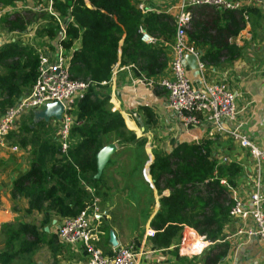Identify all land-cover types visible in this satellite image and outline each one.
Instances as JSON below:
<instances>
[{"label":"trees","instance_id":"16d2710c","mask_svg":"<svg viewBox=\"0 0 264 264\" xmlns=\"http://www.w3.org/2000/svg\"><path fill=\"white\" fill-rule=\"evenodd\" d=\"M136 4V0H50L51 10L63 23L64 38L58 44L69 51V77L88 85L76 103L70 129L77 141L64 154L58 145L32 128L44 124L42 120L28 124L32 120L29 117L24 122L27 124L7 134V139L9 134L16 136L19 146L30 155L28 169L12 180L10 197L23 198L24 214H40V219L38 224L26 221L1 225L0 264L33 252L41 243L49 248L56 246L55 235L46 234L43 227L56 217H75L93 197L100 196L98 191L105 169L96 176L95 160L105 145L115 142L133 151L136 167L132 171L141 172L146 160L142 148L144 138L135 137L125 128L121 115L109 110L108 84H100L108 81L115 64L130 65L133 74L145 80L160 74L166 66L168 57L162 47L143 43L140 33L144 31L171 44L173 18L164 13L144 16ZM249 9L220 11L214 7H197L190 10L185 36L200 52L204 65L216 66L221 60L236 56V46L228 40L241 30ZM34 16V12L25 11L4 17L2 23L6 30L20 32L33 22ZM45 19L48 22L41 25V31L54 37L59 30L58 20L52 16ZM37 65V54L30 46L14 41L0 47V115L23 89L30 88ZM153 88L158 93L159 87ZM138 110L144 119V129L155 124L149 107L140 106ZM151 153L148 174L153 189L147 190L151 197L149 214L154 205L153 194L158 196L157 209L148 222L154 230L152 242L167 247L181 228L189 227L210 244L193 259L200 264H217L228 248L223 240L222 224L229 220L232 204L220 180L224 178L227 185H233L240 167L234 163L217 165L210 156L208 141L180 143L166 155L154 150ZM164 190L168 191L166 196L161 195ZM109 249L106 254H112Z\"/></svg>","mask_w":264,"mask_h":264},{"label":"crops","instance_id":"0c3cea01","mask_svg":"<svg viewBox=\"0 0 264 264\" xmlns=\"http://www.w3.org/2000/svg\"><path fill=\"white\" fill-rule=\"evenodd\" d=\"M136 1L142 5L144 16L148 13H164L173 16L177 4V0ZM49 4L47 0H10V2L0 0V47L7 42L16 41L21 46H30L36 54L42 52L53 56L57 51L58 41L64 38V34L63 23L59 21L57 14L51 8V14L47 11ZM246 8L250 9L244 15L243 27L237 35L228 40L236 46V56L232 60H221L216 66L205 65L204 75L208 80L225 84L235 93L237 118L231 123H223L224 127L247 136L264 151V0H258ZM25 11L35 13L33 22L28 23L25 30L20 32L6 30L2 19L17 13L24 14ZM48 16L58 20L59 30L54 37H48L44 31H41V25L48 22L45 19ZM153 37L156 39L154 44L162 47L166 56L169 57L172 43L169 44L155 36ZM32 38L41 42L43 46L36 49L29 43ZM65 52L69 53L66 50ZM167 62L160 74L148 80L143 79L140 75L135 76L130 65L118 66L115 64L111 68L108 81L100 83L101 85L108 84L109 110L121 115L125 128L133 132L135 137L144 138L142 148L147 161L142 168L145 167L147 170L152 160L150 153L153 150L160 155H166L177 144H196L201 141H208L210 156L217 162V165L227 166L234 163L240 167L233 185H227L224 178L220 180V183L226 187L231 201V196L235 195L238 200L247 204L254 181L252 159L247 151L239 147L229 135L214 133L212 137H209L208 132L211 124L208 121L201 118L196 125L187 124L182 122L175 112L167 108V92L158 84L162 78L168 75ZM186 74L190 82L194 86H198L199 75L196 69H190L186 65ZM154 85L159 87L157 88L158 93L153 91ZM140 106H147L152 110L155 118L153 126L144 129V119L138 110ZM31 114L34 117V113ZM34 120L42 119L35 118ZM45 138L48 139L47 136ZM52 141L57 145L58 139L54 138ZM76 141L77 138L70 133L68 137L69 147L73 146ZM13 144L6 137L5 145L0 146V231L2 224L26 222L29 221L30 217L23 212L26 206L25 200L20 197L13 200L10 197L12 180L28 169L30 161L27 149L21 148L17 142ZM112 144L114 151L106 161L102 162V165H96L98 175L109 166L114 157L127 150L125 146L118 143ZM12 146H16V150H11ZM119 150L122 151L119 152ZM149 181H151L150 177ZM261 190L264 193V174L261 179ZM153 193H155L154 190ZM167 194L168 191L164 190L161 195L166 196ZM124 197L129 199L128 196L124 195ZM153 197L154 206L148 215L147 225L143 226L136 235L133 232L132 236L126 240L123 236L119 238L116 234L117 219L113 222L108 217L107 211L97 210L101 230L98 245L105 251L109 248L112 251V247L108 243V232L112 231L117 246L129 247L134 253L133 264H188L191 260L194 261V264H200L193 257L199 256L201 252L207 250L210 244L193 229L186 226L181 228L172 237L171 243L167 247L156 246L152 242L153 236L146 235V230H153L149 228L148 222L158 206V196L153 194ZM31 216L38 219L30 222L38 224L40 214L34 213ZM228 218L229 220L222 224L223 240L228 243V248L217 264H264V241L256 236L247 237L243 231L250 224V221L248 219H236L229 215ZM63 219L66 218L51 219L48 226L43 227V230L46 228L44 231L51 232L56 236L58 225ZM103 226L104 228H102ZM105 235L107 239H105ZM104 241L109 247L105 245ZM2 242L0 236V249L3 246ZM40 245L46 248V253L48 256L50 254V259L48 257L45 259L34 258L36 251L34 250L26 255L15 256L8 264H50L51 260L54 264H63L66 254L70 256L68 259L72 257L71 260L67 261L72 262V264L75 259L78 263V256L81 257L80 259H86L79 247L72 249L58 243L60 247L57 245L58 248L56 249L53 246V250L49 253L48 245L45 243Z\"/></svg>","mask_w":264,"mask_h":264},{"label":"built area","instance_id":"2783aa9c","mask_svg":"<svg viewBox=\"0 0 264 264\" xmlns=\"http://www.w3.org/2000/svg\"><path fill=\"white\" fill-rule=\"evenodd\" d=\"M50 3V0H47ZM258 0H177L175 13L172 16L174 32L168 57V75L158 84L167 92V108L175 112L179 119L187 124L196 125L202 118L211 127L208 136L214 133L229 135L239 147L245 149L253 161L254 181L247 204L232 195V204L228 211L230 217L250 221L243 230L247 237L256 236L264 241V193L261 190V179L264 174V151L247 136L224 127L223 123L233 122L238 111L235 107V93L225 84L208 80L204 75L205 65L200 61V52L186 39L185 29L188 27L190 10L197 7H215L220 10H235L245 8ZM143 10L141 4H136ZM47 11L51 14L50 4ZM140 40L146 44H154L156 39L145 33H140ZM65 50L58 45L53 56L42 52L37 54L38 65L36 75L25 94L18 96L0 118V146L6 143V137L12 129L17 117L30 110L31 113L41 110L45 104L58 102L61 113L58 121L52 120V127L58 136L57 145L64 154L68 145L70 129L74 124L76 103L87 89V83L76 81L69 77L68 61ZM195 57L196 71L199 75L198 86H194L186 74L184 55ZM12 146L11 150H16ZM141 173L148 184L147 168ZM148 175V177H147ZM91 192V190H89ZM98 198H92L91 203L72 218L61 220L56 232V240L62 246L81 249L86 259L79 264H133L134 253L129 247H112V254H106L96 246L101 230L98 221ZM147 236H153L154 230H146Z\"/></svg>","mask_w":264,"mask_h":264},{"label":"rangeland","instance_id":"374dc122","mask_svg":"<svg viewBox=\"0 0 264 264\" xmlns=\"http://www.w3.org/2000/svg\"><path fill=\"white\" fill-rule=\"evenodd\" d=\"M37 41L38 40H34L32 38V40H30L29 43L32 44L36 49L43 46L41 42H37ZM66 55L68 56V54ZM26 92L27 90L23 89L21 94H25ZM1 116L2 115H0V118ZM29 117L30 119L32 118V120L28 122V124H31L32 122L35 121H40V120H34L35 118L31 114L30 110L25 111L21 116H18L10 131H15L21 124L27 122ZM56 121L58 120L56 119L55 123ZM32 128L35 129L38 133H41L44 137L47 136L48 139L51 140L50 141L51 143L56 144L52 140L54 138L58 139L59 135L52 127V120H50V122L44 121V124L36 127L32 126ZM9 135L10 136L8 140L15 144L17 142L16 136H11V134ZM120 151L122 150H119V152ZM150 156L152 158V153H150ZM145 159H146L145 161H147L146 157ZM145 161L142 163V167ZM134 167H136V164H135V157L133 151L125 150V152L121 153V155L114 157L112 159V162L104 171V178L101 184V188L98 191L100 196H96L98 198V202L96 203L97 210L107 211L108 217L113 222L115 219H117L118 223L116 225L117 228L116 234L119 238L123 236L125 240L131 237L133 232L136 235L138 232L141 231L143 226L145 227L147 225L146 216L149 214L151 210L150 208L151 197L150 194L147 192L149 186H146V184L144 183L142 178L144 176L140 171L138 170L132 171ZM124 195L128 196L129 199L125 198ZM37 219L38 218H35L34 216L29 217V221H36ZM44 232L46 234H52L51 232H46V231ZM57 245L58 243L55 246L56 249L59 246ZM40 246L41 245H39L38 248L35 249L36 251L34 258L45 259L46 257H48V259H50V254L49 256L47 255L46 248ZM96 246L100 248L103 253L106 252L105 249L99 246L98 244H96ZM116 247H124V246L120 245ZM47 249L49 250V253L50 251L53 250L52 247ZM73 254H77V253H73ZM68 257L70 256L66 254L63 264H72V262H67L68 260H71L72 257L70 259H68ZM80 258L81 257L78 256L77 258L78 263H76V259H75V262L73 264H79L83 262L82 260H84V258L83 259ZM50 264H54L52 260Z\"/></svg>","mask_w":264,"mask_h":264},{"label":"water","instance_id":"95a60500","mask_svg":"<svg viewBox=\"0 0 264 264\" xmlns=\"http://www.w3.org/2000/svg\"><path fill=\"white\" fill-rule=\"evenodd\" d=\"M183 59L186 65L190 69L196 68L195 57L193 55H189V54L184 55ZM61 111H62L61 105L58 102L54 101V102L45 104L44 108H42L41 110L35 111L34 117L37 119H42L43 121H48L50 118L59 119ZM113 151H114V147L112 143L105 145L96 155V160H95L96 165L97 166L102 165V162L106 161L108 156ZM96 170L98 169L96 168ZM96 176H98V172H96ZM148 186L152 189L151 181H150V184H148ZM44 230H46V228ZM108 243L113 248L117 246V242L114 238L112 231L108 232Z\"/></svg>","mask_w":264,"mask_h":264},{"label":"bare ground","instance_id":"6f19581e","mask_svg":"<svg viewBox=\"0 0 264 264\" xmlns=\"http://www.w3.org/2000/svg\"><path fill=\"white\" fill-rule=\"evenodd\" d=\"M195 242H196V241H195ZM193 243H194V241H193ZM196 244H197V243H196ZM193 245H195V244H193ZM190 246H191V245H190ZM191 247H192V246H191ZM191 247H190V248H191ZM194 248H195V247H194ZM198 252H199V250H198Z\"/></svg>","mask_w":264,"mask_h":264}]
</instances>
